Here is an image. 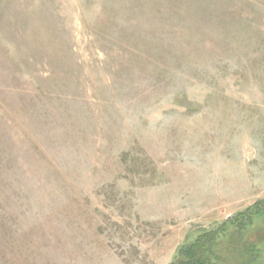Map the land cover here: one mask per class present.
Listing matches in <instances>:
<instances>
[{
  "label": "rangeland",
  "instance_id": "374dc122",
  "mask_svg": "<svg viewBox=\"0 0 264 264\" xmlns=\"http://www.w3.org/2000/svg\"><path fill=\"white\" fill-rule=\"evenodd\" d=\"M263 200L264 0H0V264H170Z\"/></svg>",
  "mask_w": 264,
  "mask_h": 264
},
{
  "label": "trees",
  "instance_id": "16d2710c",
  "mask_svg": "<svg viewBox=\"0 0 264 264\" xmlns=\"http://www.w3.org/2000/svg\"><path fill=\"white\" fill-rule=\"evenodd\" d=\"M264 217V200L229 216L221 223L208 229H200L194 237L188 238L177 251L170 264H212L218 258L216 252L229 234L245 231L257 218Z\"/></svg>",
  "mask_w": 264,
  "mask_h": 264
}]
</instances>
